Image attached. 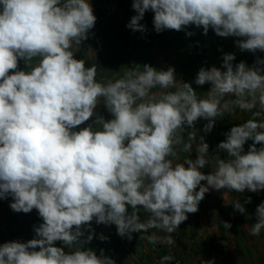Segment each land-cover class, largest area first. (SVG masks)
<instances>
[{"label":"clouds","instance_id":"1","mask_svg":"<svg viewBox=\"0 0 264 264\" xmlns=\"http://www.w3.org/2000/svg\"><path fill=\"white\" fill-rule=\"evenodd\" d=\"M132 8L137 15L127 27L133 31L146 30L139 22L151 10L158 33L195 25L204 34L211 28L221 37H243L237 41L242 51L264 52V0H133ZM95 22L89 0H0V199L11 196L13 211L36 209L43 220L34 229L37 238L0 245V264H115L103 250L97 255L83 247L92 235L81 240L82 226L93 219L115 224L117 234L129 239L151 228L172 233L199 210L210 189L264 190V119H256L264 113L260 68L244 62L234 68L235 56L225 54L226 71L213 66L196 76L197 85L211 84L204 98L189 83L177 84L172 67L145 64L100 83L95 66L74 58ZM20 59L30 70H17ZM157 87L176 90L153 93ZM226 96L235 99L224 101ZM101 98L113 118L97 115L95 128L75 130L94 116ZM257 105L253 118L225 133L217 148L228 159H219L210 174L201 171L209 148L203 137L195 159L173 165L175 149L190 151L197 139L198 119H206L204 130L211 131L226 111ZM248 140L253 143L244 153ZM233 207L245 213L239 201ZM139 208L151 213L146 222ZM255 215L251 234L259 235L264 202ZM144 238L157 242L154 235ZM56 241L75 250L66 253ZM164 242L173 241L169 236Z\"/></svg>","mask_w":264,"mask_h":264},{"label":"crops","instance_id":"2","mask_svg":"<svg viewBox=\"0 0 264 264\" xmlns=\"http://www.w3.org/2000/svg\"><path fill=\"white\" fill-rule=\"evenodd\" d=\"M132 3L133 0H93L92 3L90 2L93 9V14L96 17V22L94 27L88 32V38L81 42L78 50L79 57L77 59L84 60L86 67H96L97 82L106 84L110 80L115 81L117 79H121L124 77L125 73L131 69L139 68L142 71V66L145 64H148L157 70H167L166 68L169 67H172L175 70L181 68L183 70L182 74L185 72L188 73L187 75L195 77L202 67L199 65L198 61L196 64L189 59L187 60L188 57L186 58L184 54H182L183 50L188 47L187 45L197 46L198 49H204L211 61V67L215 66L221 69V71H226V69L222 67L224 55L233 54L235 59L231 63L234 68L240 63L236 60H241V62H244L248 67L260 68L262 70L261 74H264V63H257L258 60L264 61V52L261 51V54H258L256 53L257 51L253 53L247 50H240V48L237 46V41L244 39L243 37H221L218 36L211 28H209L207 34H204L202 27L198 28L195 25H189L186 26L182 31L174 30L176 34L171 36H166L167 30L161 32L163 38L162 41H158L157 44H155V40H152L145 35L142 38L144 40L140 39L139 36L137 37L136 35L142 34V31L137 33V31H133L131 29V34L130 28L127 27L131 18L134 15H137L135 10L132 8ZM151 18L154 19V12L151 10L146 11L143 19L140 21V24L145 23V25H147V22H149ZM115 25L116 27H113ZM179 32L182 33L183 38H185L183 42H181V39L178 36ZM189 32L193 34H186ZM102 34L109 36V41L100 40ZM188 38H190L192 42L186 45V39ZM157 45L158 48L156 47L155 49V46ZM169 45L171 46L169 50L173 51L172 55L176 56L171 57L168 55V50H165V48ZM157 50L159 52H157ZM158 55H162V57H159ZM32 63L35 64L36 61L34 60ZM17 70L28 71L30 69L26 65L25 61L20 59L18 60ZM109 70L112 71V74L109 73ZM13 71L14 70H10L9 75L12 74ZM106 72H108L107 74L111 76H107ZM185 76L184 78H176V83L182 84L185 82ZM210 88V83H205L204 85L196 84L193 87L198 98H204ZM175 90V88L160 89L157 87L151 91L153 93H160L163 91ZM231 98L232 96H226L224 97V101H229ZM256 109L259 111L258 105L255 107V112H257ZM253 113L254 108L250 111L241 110L238 107L232 108L231 111H226L223 116L215 119L214 126L211 131L204 130V124L206 125L208 123L206 119L201 118L199 123L198 121L195 122L197 139L192 142L191 146L193 148L197 146L198 148L200 137H203V141L208 145L210 144L207 157L208 163L210 164L208 165L207 163L205 167L201 169V171H203L205 174H210L212 171H214L216 166L215 162H217V159L224 158V155H222L223 153L227 154L226 152H223L217 148V145L226 139L225 133L229 132L233 126H237L253 118ZM97 115L102 116L105 120H110L113 118L108 112L107 108L104 106L103 98H101L100 104L97 105L94 116L90 118L89 121H86L84 124L78 126L75 130L78 131L80 128H84L89 124H93V121L96 119ZM262 117L263 115H261L260 118L262 119ZM260 118L257 117L256 119L260 120ZM93 127L95 128L96 125L93 124ZM192 130L193 129L189 128L185 131V133H183L185 136V142H187L188 131ZM201 131L202 136L200 135ZM252 143L253 141L251 140L246 141L244 145V153L248 152V147ZM260 146L261 145H257V148ZM176 149L178 154L176 161L179 163H182L183 160H187L188 158L191 159V155L194 158H196V155H198L197 151L195 156L192 151H189L191 154L188 151H183L182 146L177 147ZM226 157L227 160L228 155ZM169 159L172 158L169 157ZM174 160L175 159H173V161ZM208 167L212 169L211 172ZM228 192L231 196L234 195V199H232V201L226 202L225 204L227 207V204L230 205L227 210L232 212L235 211V215L231 217L227 216V218H225L223 221L221 218L216 220L214 223L216 227L215 234H221V231L224 229L225 238L222 237L224 239L223 241L234 242V245L237 243V246L235 245L237 248L232 250L231 248H228V246H226L227 249L223 247L224 250L216 258L217 261L220 262L218 264H247L250 263L249 258L260 260V256L262 259H264V252L259 253L262 250L257 249V253L254 254V250L250 249V235H252L250 233L251 230L249 228L246 232L243 228L246 226L252 227L254 223H256V216L251 217L250 214L248 216L246 211L242 214L233 207V203L236 202V199L239 197L238 195H241L239 198L245 200L246 198L248 199L249 197H252V195L256 196L257 194L259 195L264 193V190L250 192L246 189L243 193H238L234 190ZM6 199L8 200L5 203L1 202L2 199H0V245L12 241L27 242L28 240L37 238L34 229L43 223L42 218L39 216L38 210L33 209L30 213H17L10 208V204L13 202L12 197L8 196ZM202 203L203 204H201V207L205 205L204 202ZM240 203L246 210H249V208L254 204L255 211L259 205V202L256 204L255 200L248 203H246V201H241ZM129 212H131L130 206ZM201 214L198 213V216L200 217ZM239 214H242L243 216L238 218L237 215ZM138 215L140 217V221L143 223L150 218L151 213L145 211L143 208H139ZM189 217V223H181L179 228L172 233L151 228L148 229L147 232L132 233L131 239H129L127 236L121 237L118 235L115 224H108V226L115 230L114 236L107 235L105 230L100 229L99 227L82 226L81 230L84 232L83 236H85L86 239L89 235H92L91 240L99 243L103 250L104 256L113 259L115 264H161L163 257L165 256H168L171 259L169 261H165L164 264H179L181 259L185 260V264L209 263L210 261L205 262L206 259H203L207 256L206 251H201L199 255L197 254V251H195V254L193 255L194 261L189 260L186 262V257L189 258L187 246H189V242L192 241V239H188V236L190 235L188 234V228L192 227V229H196L197 223L200 226L203 225L202 218L198 219L197 222V212L189 213ZM223 222H229L232 228L226 229L223 225ZM212 224L213 223H211V225ZM235 227L238 228L235 229ZM239 227H242L241 229L243 234L239 232ZM229 232L232 233L229 234ZM33 235L35 236L33 237ZM101 235L107 237V239L101 240ZM153 235L157 237L156 243H151L148 239L144 238ZM169 236L174 241L172 248H166L163 246H156L155 248H152L153 245H156L158 242H164V240ZM255 238L259 239V242L261 241L263 244L264 229H261L259 235H253V239ZM203 245V248H205V243ZM234 245L232 246L235 247ZM54 246L63 248L66 253L75 250V248H68L61 241L54 242ZM36 250L38 251L39 248ZM259 264L262 263L260 262Z\"/></svg>","mask_w":264,"mask_h":264},{"label":"rangeland","instance_id":"3","mask_svg":"<svg viewBox=\"0 0 264 264\" xmlns=\"http://www.w3.org/2000/svg\"><path fill=\"white\" fill-rule=\"evenodd\" d=\"M90 2L92 3L93 0H89V3ZM142 25L145 26V29L146 30L145 31H142V34L136 35L137 37L139 36V38L142 39L143 36L145 35L146 37H148V38H150L152 40L154 39L156 41L155 44H157L158 41H162L163 36H162L161 32L158 33V32L155 31L154 24H153V18H151L149 20V22H147V25H145V23H143ZM113 27H116V25L113 26ZM148 31H149V34H148ZM152 31H155V33H156V37H154V38H152V36H151V32ZM163 31H165V30H163ZM172 31H174V30H167V35L166 36H171L173 34H176L175 31L174 32H172ZM130 33H131V29H130ZM137 33H140V31H137ZM178 36L180 37L181 42H183L185 40V38H183V34L182 33L179 32ZM108 37L109 36H107V35L105 36V35L102 34L100 40L109 41V38ZM173 39H175V38H173ZM142 40H144V39H142ZM186 41H187L186 42V45L188 43L190 44L192 42V40L190 38L186 39ZM180 45H181V43H180ZM187 46L188 47H186L185 50H183V53L182 54H184V56L186 58L188 57L187 60L189 59L190 61H193V62H195L197 64V56L196 55L193 56V54H196L197 53V46H189V45H187ZM156 47L158 48V45L155 46V49H156ZM170 47L171 46L169 45V46H166V48H165V50H168V55H170L171 57L172 56H176V55H172L173 54V51L172 50H169ZM151 48H152V46H151ZM157 52H159V51L157 50ZM204 52H205L204 56L207 57V60H208V66H207L206 69H208V68L210 69L211 68V61H210V59H209L206 51H204ZM176 53H178V52H176ZM256 53H258V54L260 53L261 54V51H257ZM158 56L159 57H162V55L161 56L158 55ZM170 61H172V60H170ZM236 61L241 62V60H236ZM198 63H199V65H201L200 62H198ZM166 69H168V68H166ZM182 72H183V70L181 68L180 69L179 68L176 69L175 70V77L178 78V77H181L182 75H184V76L186 75L185 76L186 78L184 80L185 83H189L192 86V88H193L194 85H196V83H195L196 76L193 77V76L187 75L188 73H185V72L182 74ZM107 73L108 72H106V74ZM109 73L112 74V71L109 70ZM108 75L109 74H107V76ZM109 76H111V75H109ZM184 76H182L181 78H184ZM256 111H257V109H256ZM254 112H255V108H254ZM262 115H263L262 119H264V113H262ZM199 120L200 119H198V123L200 122ZM204 126H205V124H204ZM200 135L202 136V131L200 132ZM175 150L177 151V149H175ZM190 151H192L194 153V156H195L196 151H197V146H195L194 148L191 146V150ZM178 153H179V151H178ZM189 153L191 154V152H189ZM222 155H224V158H220V159H225L226 160L227 154H224L223 153ZM190 157H191V159H195L194 157H192V155ZM218 160H219V158L217 159V161ZM184 161L185 160H183L182 163H184ZM173 162H174L173 165H175L176 163H179L178 161H176V159ZM216 166H217V163H216ZM201 183L202 184H206V181H202ZM228 191L229 190H227V189H221V190H213V189H210L209 192L205 194V198L202 201V202H204L205 205H203V207H201V204H203V203L202 202L199 203V206H198V209L199 210L197 211V217H198L197 218V222H198V219H201L202 218L203 219L202 220L203 221V225L200 226L197 223V228L196 229H192V227L191 228L190 227L188 228V234H190L188 236V239L189 240L192 239V241H190L189 242L190 245L187 246L189 258L186 257V262H188L189 260L190 261L191 260L194 261L193 260V258H194L193 255L195 254V251H197V254L198 255L201 253V251L202 252L203 251H206V255L207 256L205 258H203V259L204 260L206 259L205 262L210 261L209 263H206V264H218V263H220L219 261H217L216 258L224 250L223 249V244L225 243V241H223L224 239L222 237L225 238V234H224L225 231L223 229V231H221V234H217L216 235L215 234L216 227H215L214 223L216 222V220H218L220 218L223 221L225 218H227V216L228 217H231V216L235 215V211L232 212L230 210H227V208L230 207V205L227 204L228 205V207H227L226 204H225L226 202L232 201V199H234V195L231 196ZM238 196L240 197L241 195H238ZM239 197L237 199L236 198L235 199L237 201H239V202H241V201L242 202L243 201H247V198L244 200V199L239 198ZM254 200H255V203L256 204H258V202H259V204H260V202H264V193L259 194V195L257 194L256 196L252 195L251 202L254 201ZM254 208H255V206L253 204L249 208V210H246L245 209V211L247 212L248 216H249V214L251 215V217L256 216L255 215L256 214V211H255ZM198 213H200V214L202 213L201 214L202 216L200 215V217H199L198 216ZM242 216H243L242 214L237 215L238 218H240ZM189 219H190L189 214H187V220L184 221L183 223L184 224L189 223ZM211 223H213V224L211 225ZM237 228L238 227H235V229H237ZM241 228L242 227H239V232L241 234H243ZM243 228L245 229L246 232H247V229H249V228H250V230L252 229V227H250V226L249 227L246 226V227H243ZM236 232H237V230H236ZM231 233L232 232H229V234H231ZM250 233H251V231H250ZM250 236H251V239H250L251 240V243H250L251 247H250V249L254 250V254L257 253V251H258L257 249L262 250L259 253L264 252V243L262 244L261 241L259 242V239H256V238L253 239V235H250ZM204 243H205V248H203V246H204L203 244ZM259 243H260V245H259ZM225 244L228 246V248H231L232 250H234V249L237 248L236 247L237 246V243L235 244L236 246L234 245V242H229V241H226ZM232 245H234L235 247H233ZM191 255H192V259H191ZM184 261H185L184 259H181V261H180L179 264H185ZM249 262L250 263H247V264H259L260 262L263 264L264 263V259H262L261 256H260V260L259 259L257 260L255 258H252V259L249 258Z\"/></svg>","mask_w":264,"mask_h":264},{"label":"built area","instance_id":"4","mask_svg":"<svg viewBox=\"0 0 264 264\" xmlns=\"http://www.w3.org/2000/svg\"><path fill=\"white\" fill-rule=\"evenodd\" d=\"M196 54L199 55L200 58H201L200 63H201L202 68L206 69L207 66H208L207 57H205L201 51H197ZM7 200L8 199L4 198V199L1 200V202L5 203V202H7ZM90 226L91 227H99L100 229L105 230V232L109 236H114L115 235V230L112 227H110L108 225H105V224H97L95 219H93V221L91 222ZM34 236L35 235H33V237ZM80 239L81 240H87L85 238V236H82ZM173 245H174V241L171 244H168V243H165V242H158L156 245H153L152 248H155L156 246H163V247H166V248H172ZM83 247L85 249H91V250L95 251L97 253V255H100L101 250H102V248L100 247L99 243H97V242H95L93 240H91V241L87 242L86 244H84Z\"/></svg>","mask_w":264,"mask_h":264},{"label":"trees","instance_id":"5","mask_svg":"<svg viewBox=\"0 0 264 264\" xmlns=\"http://www.w3.org/2000/svg\"><path fill=\"white\" fill-rule=\"evenodd\" d=\"M151 36H152V38L156 37V33H155V31H152V32H151ZM153 40H154V39H153ZM197 51H201V52L203 53V55L205 54V52H204L205 50H204V49H198V48H197ZM78 55H79V52L77 51V52L74 54V58L77 59V58L79 57ZM194 55L197 56V61L200 62V60H201L200 56L197 55V54H193V56H194ZM193 56H192V57H193ZM200 66H201V65H200ZM201 67H202V66H201ZM233 99H235V98L232 97L231 100H233ZM248 148H249V147H248ZM209 164H210V163H208V165H209ZM209 167H210V166H209ZM209 167H208V169H209L210 172H211L212 169H210ZM225 243H226V242H225ZM225 243L223 244V247H224V248H226V246H227ZM226 249H227V248H226Z\"/></svg>","mask_w":264,"mask_h":264}]
</instances>
